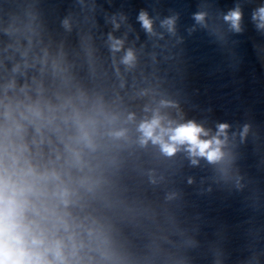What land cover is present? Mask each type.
Masks as SVG:
<instances>
[{
  "label": "water",
  "instance_id": "1",
  "mask_svg": "<svg viewBox=\"0 0 264 264\" xmlns=\"http://www.w3.org/2000/svg\"><path fill=\"white\" fill-rule=\"evenodd\" d=\"M261 9L0 0L10 264H264ZM153 119L162 143L195 124L218 158L187 142L165 153L141 131Z\"/></svg>",
  "mask_w": 264,
  "mask_h": 264
},
{
  "label": "clouds",
  "instance_id": "2",
  "mask_svg": "<svg viewBox=\"0 0 264 264\" xmlns=\"http://www.w3.org/2000/svg\"><path fill=\"white\" fill-rule=\"evenodd\" d=\"M261 13H264V9H261ZM264 18V16H262ZM141 19L144 22V26L146 28H149L150 30V23L145 18L144 15H141ZM197 19H201L200 16H197ZM227 20H232L233 25L235 26L236 22L240 19V13L239 11L232 12L230 16L225 17ZM171 23V22H169ZM129 54V59H130ZM159 126V119H153L151 123H144L140 126L141 131L144 134L145 138H150L153 140V142H161L160 136H154V130ZM227 127V125L221 124L219 126L220 132L222 133L224 129ZM203 130L196 126L193 123H189L187 125L180 126L174 130V133L170 136V140L172 143H162L163 151L169 155L173 154L176 151V144H183L187 142L191 145L190 151L195 155L199 154L201 156L207 155V158L212 161L218 158L219 156V149H210V146L212 145L213 141H201L198 139V135ZM216 144H219L220 142L218 140L215 141ZM199 150L197 153L196 150ZM8 231V215L3 211V209H0V247H3V258L0 259V264H10V252L7 250L6 244H5V236ZM11 264H23L22 261L16 260L11 261Z\"/></svg>",
  "mask_w": 264,
  "mask_h": 264
}]
</instances>
